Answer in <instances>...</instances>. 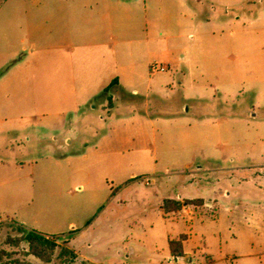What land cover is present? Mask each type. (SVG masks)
<instances>
[{
	"label": "rangeland",
	"instance_id": "374dc122",
	"mask_svg": "<svg viewBox=\"0 0 264 264\" xmlns=\"http://www.w3.org/2000/svg\"><path fill=\"white\" fill-rule=\"evenodd\" d=\"M125 1L126 33L138 34L139 13L141 28L155 19L158 36L193 69L182 88L173 82L149 102L113 88L84 103L27 106L26 85L50 59L43 45L54 21L96 19L107 7L0 0L3 262L264 264V189L250 182V169L264 178V0ZM177 19L190 22L178 29ZM128 49L137 61V43ZM169 68L140 69L133 85L144 93L151 77L168 81ZM52 71L40 79L52 82ZM59 112L66 120L57 128L40 124ZM176 194L212 198L186 245L190 255L178 261L168 239L187 231L185 220L161 208L162 197ZM23 223L57 244L49 262L29 254ZM67 241L78 254L70 261L60 255Z\"/></svg>",
	"mask_w": 264,
	"mask_h": 264
},
{
	"label": "crops",
	"instance_id": "0c3cea01",
	"mask_svg": "<svg viewBox=\"0 0 264 264\" xmlns=\"http://www.w3.org/2000/svg\"><path fill=\"white\" fill-rule=\"evenodd\" d=\"M53 1L56 2V0ZM60 1L57 0V3L61 4ZM62 1L65 2V0ZM94 1L97 6L101 2L105 9L107 7V11L103 13L102 17L96 19L90 17H67V19L64 16L62 17L63 19L59 18V20L54 21L52 25L54 35L50 37L52 40L43 45V49L49 53L50 59L44 61L46 67H38V81L29 82L26 85L25 89L29 92L23 98L22 103L24 105L62 106L70 102H74V104L88 102L105 92L104 89L113 80H116V82L110 89L125 90L130 88L132 96H142L145 102H149L151 94L158 97L162 92L173 91V82L178 81L182 88L183 79L181 77L193 73V69L186 66V61L173 52L167 39H162L158 36L156 33L158 25L155 19L154 22H148L146 17V26L141 28V16L139 13V16L133 20V22L137 20L139 23V27L137 26L139 28L138 34L132 36L130 33L127 34L125 29L126 15H128L125 5L127 2L125 0ZM81 6L86 7L87 4L84 2ZM129 19H132V16ZM184 21L182 19L176 20L178 29H181L184 23L188 24L190 22L188 19H184ZM135 42L140 48L137 61L134 60L132 51L128 49V45ZM154 62H160L163 65H167L168 68L170 67L169 80L166 81L162 78L153 79L151 77L149 79L150 83L143 93L136 85H133V80L138 77L144 78L139 70L143 68L149 70L151 63ZM51 69L53 70L54 79L52 82L46 83V79H40V77L43 73L44 75L47 73L51 74ZM42 70H44L43 73H40ZM46 89L52 91L50 97L45 94L44 90ZM101 107L103 109V105ZM65 120V116L59 112L54 116L51 114L41 116L40 124L55 128L54 123L56 125L58 123L57 126H59ZM67 141L70 142L68 139ZM258 169L264 170L261 165H259ZM250 171L251 175L254 176L250 181L252 185H257L259 190H263L264 178H261L257 171L254 172L251 169ZM226 193H228L227 189L223 188L222 195L224 196ZM254 194L259 196V192H254ZM167 199L182 203L185 200H200L201 202L198 204H183L181 209L177 211H164L162 206H164V202ZM213 199L216 201L217 197ZM211 200L212 198L209 197L184 198L179 194L162 197L161 208L164 216L170 215L176 221L185 220L186 224L187 231L179 233L176 238L171 237L168 239L169 244L170 240L177 241L181 236H184L181 241V255H173L170 249L171 256H175L177 261L190 255V250L187 249L186 245L192 239L194 227L202 222L203 212L209 206ZM262 200H264L263 197H258L257 199L258 202ZM22 225L28 228L24 223ZM68 244L70 246L69 241Z\"/></svg>",
	"mask_w": 264,
	"mask_h": 264
},
{
	"label": "trees",
	"instance_id": "16d2710c",
	"mask_svg": "<svg viewBox=\"0 0 264 264\" xmlns=\"http://www.w3.org/2000/svg\"><path fill=\"white\" fill-rule=\"evenodd\" d=\"M116 82L113 80L111 84H109L104 91L108 92L112 85ZM200 200H185L183 203L175 200H165L163 210L164 211H177L180 210L183 204H198ZM17 229L21 233L22 240H24L28 245L29 254L33 255L37 259L45 262H49L51 260V256L57 247V244L49 239V236L42 234L34 229L25 228L23 225L17 226ZM184 236H181L179 240H170L169 246L173 255H181L182 253V245L181 241ZM66 245L61 247L60 255L65 257L66 261H70L77 257V253L75 250L70 248L67 244L68 241L65 242ZM7 254L3 249H0V264H7L3 262L4 255ZM68 258V259H67Z\"/></svg>",
	"mask_w": 264,
	"mask_h": 264
},
{
	"label": "built area",
	"instance_id": "2783aa9c",
	"mask_svg": "<svg viewBox=\"0 0 264 264\" xmlns=\"http://www.w3.org/2000/svg\"><path fill=\"white\" fill-rule=\"evenodd\" d=\"M149 70L152 74L159 73V72H165L166 70H168V66L154 62V63H151Z\"/></svg>",
	"mask_w": 264,
	"mask_h": 264
}]
</instances>
